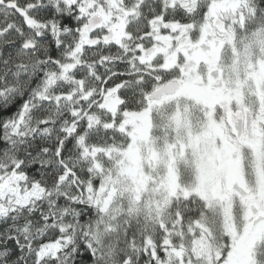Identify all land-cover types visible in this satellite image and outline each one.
<instances>
[{
	"label": "snow or ice",
	"instance_id": "1",
	"mask_svg": "<svg viewBox=\"0 0 264 264\" xmlns=\"http://www.w3.org/2000/svg\"><path fill=\"white\" fill-rule=\"evenodd\" d=\"M0 264H264V0H0Z\"/></svg>",
	"mask_w": 264,
	"mask_h": 264
}]
</instances>
